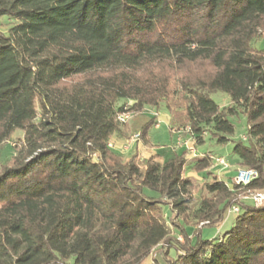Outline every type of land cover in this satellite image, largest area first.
I'll return each mask as SVG.
<instances>
[{
  "label": "trees",
  "instance_id": "1",
  "mask_svg": "<svg viewBox=\"0 0 264 264\" xmlns=\"http://www.w3.org/2000/svg\"><path fill=\"white\" fill-rule=\"evenodd\" d=\"M1 16L0 146L11 138L14 151L0 164V264H140L152 250L162 264H264V204L238 198L264 191V0H0ZM197 63L204 76L176 77ZM161 103L171 130L231 141L235 172L257 176H214L190 215L185 166L207 171L211 151L159 165L107 146L127 130L118 114ZM239 114L246 134L234 140ZM155 124L142 127L146 146ZM231 205V227L203 238ZM193 220L203 224L189 235Z\"/></svg>",
  "mask_w": 264,
  "mask_h": 264
},
{
  "label": "rangeland",
  "instance_id": "2",
  "mask_svg": "<svg viewBox=\"0 0 264 264\" xmlns=\"http://www.w3.org/2000/svg\"><path fill=\"white\" fill-rule=\"evenodd\" d=\"M6 16L0 17V31L5 32L7 27L10 25V20L6 19ZM264 32L261 33V38L256 42V45L258 47H264ZM208 70L207 66L205 64H195L190 65L189 67H185L181 74H177L178 76H181L183 74H186L189 78H195L196 76H199V73L201 76H204V72ZM209 97L217 103L220 107L228 105L230 103V97L222 92V91H213L210 92ZM152 118L156 121L155 125H151L148 128L146 137L148 139V146L143 144V140L141 137H139V140L135 143H132L129 147V149L125 151H121L120 153L125 158H129L136 147L138 145L140 148L138 149V155L140 159H148L152 158V160L155 158V162L159 165L165 163L168 159L172 158L174 154H180L182 152H185L186 158H191L193 155H199L203 152L211 151L209 154L216 155V156H222L226 159V161L229 163L227 170L224 172H221L219 168H216L214 164H212L209 167V171H203V172H191L188 169H186L184 174L187 176H191L195 178L191 182L190 187L187 188V193L191 194L192 200L187 205V212L191 215L195 209L198 206V197L199 192L204 183H211L215 178L214 176L220 177L223 181L226 183L232 185V178L235 175V161L236 156L232 154V142L228 141L227 143L223 145L215 144L212 140H209L208 138H205L204 143L202 144H196L195 139L192 138L188 131L186 130L185 126H179V127H172V130L170 129V121H169V112L166 108V105L164 103L159 104L158 107H145L142 112L140 113H130L129 118L126 121L127 130L124 135L117 134L115 138L116 144L122 143L125 140L129 139V135L132 136L134 134H139L142 130V127L148 123ZM233 125H234V134L232 135V139L239 140L242 139V136L246 134V119L244 115L239 114L237 117H233L231 119ZM20 130H15V133L13 136L20 135ZM13 143L12 139H6L2 142L0 146V164L5 162L12 154H13ZM153 153V154H152ZM140 164V163H139ZM235 168V169H234ZM211 172V173H210ZM136 175L139 177L140 172L137 171ZM168 213V209L166 210ZM236 213L234 212H225L223 221L216 227H203L202 228V237H208L210 233L212 232L214 236L218 235L219 233H223L227 229H229L234 221ZM192 219V218H191ZM203 224V222L197 224L195 220L192 221L191 227H188L186 229L187 233L189 235H192L193 229L200 227ZM176 235V234H175ZM177 240L181 241L182 237L180 235H176ZM163 250L166 248L167 244H163ZM170 257H174V249L170 250L169 253ZM158 260V262L156 261ZM163 259L160 254H157L156 251L152 250L150 254L143 259V261L140 264H162ZM59 264H71V260H65L60 261Z\"/></svg>",
  "mask_w": 264,
  "mask_h": 264
},
{
  "label": "built area",
  "instance_id": "3",
  "mask_svg": "<svg viewBox=\"0 0 264 264\" xmlns=\"http://www.w3.org/2000/svg\"><path fill=\"white\" fill-rule=\"evenodd\" d=\"M129 115H130L129 112H122L117 115V120L121 123H125L127 119L129 118ZM186 130L188 131V127H186ZM139 137H140L139 134H134L128 140H125L124 142L119 143V144L114 143L115 140L109 139L107 146L119 152L125 151L129 149L132 143L137 142L139 140ZM242 138L244 139L245 136L243 135ZM211 157L213 159L215 166L218 165L222 168L228 167L223 157H220V156H211ZM256 176H257V171L255 169L238 168L235 172L234 177L232 178V182L238 185H246ZM238 198L242 200H249L252 203V205L259 206L261 204H264V191H255L247 195H238ZM238 211H239V208L237 205H231L228 208V212L237 213Z\"/></svg>",
  "mask_w": 264,
  "mask_h": 264
},
{
  "label": "crops",
  "instance_id": "4",
  "mask_svg": "<svg viewBox=\"0 0 264 264\" xmlns=\"http://www.w3.org/2000/svg\"><path fill=\"white\" fill-rule=\"evenodd\" d=\"M115 138H116V134H113L112 136H111V139H113V140H115ZM140 148V146L138 145V147H136V150L138 151V149ZM153 154V153H152ZM216 156V155H215ZM220 157H222V156H220ZM224 158V157H223ZM154 161H155V158L153 159ZM224 160L226 161V159L224 158ZM226 163L227 164H229L227 161H226ZM229 166V165H228ZM216 168H219V170L221 171V172H224L225 170H227L228 168H222V167H220V166H215ZM235 169V168H234ZM217 178L218 179H220V177H218L217 176ZM201 235H202V231H201ZM214 236V234L211 232L210 233V235H208V237H205V238H211V237H213Z\"/></svg>",
  "mask_w": 264,
  "mask_h": 264
}]
</instances>
